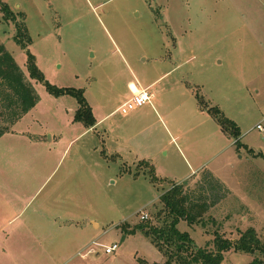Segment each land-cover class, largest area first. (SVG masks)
I'll list each match as a JSON object with an SVG mask.
<instances>
[{
  "label": "rangeland",
  "instance_id": "rangeland-1",
  "mask_svg": "<svg viewBox=\"0 0 264 264\" xmlns=\"http://www.w3.org/2000/svg\"><path fill=\"white\" fill-rule=\"evenodd\" d=\"M2 2L17 24L26 25L32 39L28 49L46 79L58 87L83 89L98 117L123 103L128 81L147 87L169 72L150 92H159L158 98L177 95L182 79L208 108H218L237 123L243 143L264 153V0H0V43L40 96L0 138V264L51 263L42 245L54 255L58 247L75 244L66 245L72 236L58 228L63 223L59 214L93 218L101 223V242L120 243L125 224L131 229L141 221L160 224V196L179 183L152 181V166L130 162L136 151L123 136L119 142L127 163L105 151L106 139L126 131L134 110L111 114L96 131L73 121L77 99L57 98L30 76L27 49L17 42L16 23L5 19ZM218 138L208 136L201 145L194 141L191 154L208 156L220 147L215 144H226V136ZM176 146L184 152L181 141L167 143L169 154L159 149L154 163L183 161ZM240 151L234 146L187 182L181 180L194 189L204 170L216 169L213 174L231 190L205 215V225L179 223L197 246L213 244L216 231L235 241L249 227L264 242V157ZM135 173H140L137 179L131 176ZM143 213L149 219L142 220ZM47 216L55 225L45 227ZM45 228L50 236L43 235ZM93 247L105 255L104 248ZM116 254L119 259L109 264L165 260L141 230L129 233ZM253 258L232 249L222 264H250Z\"/></svg>",
  "mask_w": 264,
  "mask_h": 264
},
{
  "label": "trees",
  "instance_id": "trees-1",
  "mask_svg": "<svg viewBox=\"0 0 264 264\" xmlns=\"http://www.w3.org/2000/svg\"><path fill=\"white\" fill-rule=\"evenodd\" d=\"M6 20L17 21V16L11 11L9 5L1 3ZM16 40L28 54V68L30 76L41 81L47 91L55 96H72L79 103V108L74 117L75 121L83 122L91 127L97 123L92 108L87 102L84 90L72 87H58L50 83L45 74L38 68L36 57L28 49L32 39L28 36L25 24H17ZM26 37V40L22 39ZM199 104L206 109L219 123L223 132L230 137H235L237 149L245 147L239 140L240 128L237 123L227 118L218 108L205 104L203 98L197 94ZM40 96L31 81L27 78L14 56L0 43V138L17 123L26 113L34 108ZM208 108V109H207ZM256 157H264L262 152H255L248 148ZM151 179L159 182V178L152 166ZM231 193V190L216 177L211 171L204 170L197 181V186L191 189L187 183L174 184L172 188L161 195L160 201L163 208L159 212L160 224L152 221L140 222L133 229L125 224L126 233H135L141 230L146 237L161 251L165 260L163 262H149L138 258V264H222L225 252L232 249L246 252L254 256L250 264H264V242L261 240L254 227L242 231L240 237L232 241L224 234L216 231L213 244L197 246L188 232L179 230L181 221L188 224L201 223L205 225V215L220 200Z\"/></svg>",
  "mask_w": 264,
  "mask_h": 264
},
{
  "label": "crops",
  "instance_id": "crops-1",
  "mask_svg": "<svg viewBox=\"0 0 264 264\" xmlns=\"http://www.w3.org/2000/svg\"><path fill=\"white\" fill-rule=\"evenodd\" d=\"M168 73L162 74L159 78L155 79L150 85H148L147 88H151L155 86V84L157 85V82ZM178 82L179 83L177 84L181 85L182 87L179 88L180 90L177 95L168 93L165 94L162 98H158L159 92L154 90L152 92L153 97L151 103H148V105L145 104L147 105L145 107L143 105L136 108L133 111L134 118L132 117L130 118V120H128L129 124L126 128V131L124 133H119L118 135H116L115 139H106L104 148L105 151H110L109 154L117 155L118 158L122 159L123 163H127V161L124 160L127 158L126 150L124 148L125 145L122 144V141L119 142L120 138L122 139L123 137H125L127 138V143L131 145L136 151L134 160L130 162H133L134 164L143 161L145 162V164L147 163V165L153 166L156 175L162 179L159 182L176 180L179 182L177 184H180L184 183L183 181L181 182V180H186L185 182H187L192 178V176L194 175L193 173L205 169L208 166L209 160L219 156L222 152L229 151L234 146H236L235 142L237 141V139L232 140V137L223 132L217 120L207 110H204L201 107L197 98V94H195L194 91L186 84L182 85V79ZM140 87L143 86H141L139 83L136 84L132 80L128 81L127 92L125 95L126 99L123 101V103L129 100ZM156 94L158 101L157 104L154 105L153 99L155 98ZM62 97L63 96L58 98ZM87 102L89 103L88 100ZM120 106L109 115L101 117L97 116V113L91 106L97 123L91 127H88V129L93 131L98 130V127L104 123L106 118H108L115 112H119ZM158 110H161L162 115L159 116ZM176 113H178L177 116ZM150 114L153 115L151 119L148 117V115ZM184 117H188V119H185ZM73 121L75 123H78V121ZM153 122H157L160 128H155ZM197 130L198 133L193 139L188 137L189 134ZM217 135L219 138L223 137V135L226 136L225 145L221 146L219 145V143L215 144V147H220L216 151L212 150V153L206 156L207 158L202 155V151L191 154V151L193 150L192 143L194 141H196L198 145L206 144L208 142V136L212 139ZM241 140L240 142L245 145V148H243V146L240 149H237V153L241 152V149H246L249 152V145L247 143H243ZM177 141H181L184 152L186 149L190 153V155L197 161H192L191 159H189L187 153H184L180 147L176 146V151L179 155H181L183 161H180L178 163L176 161H162V165L160 163H154L155 153L159 149L165 151V154L168 155L169 150L165 148V145L167 143L172 144ZM71 143L72 141H70V144ZM213 144L214 142L211 141L210 148H212ZM205 146L203 147L202 145L203 149L205 148ZM251 149H253V147ZM241 157L243 158L244 156L242 155ZM210 171L212 173H216L217 170L214 169ZM139 174L140 173H135L131 174V176L137 179L139 177ZM165 190L168 191L169 188ZM59 216L60 221H62L63 223L60 224L58 228L60 230L65 229L69 232H66V237L69 235L72 236V239L66 245L72 244L74 242L76 243L70 246L58 247L57 249H55L54 255H51V253L47 250V247L42 245L43 249L49 254V257L52 260L51 263L44 262L43 264H109V262H111L109 261V259H111L112 261H117L119 259L118 254H116L117 250L113 253L115 255L111 257V255L113 254H107L105 250H103L105 253V255H103V252L101 253L99 250L93 247L97 246L105 249V246H110L113 243H117L116 241H113L112 244L101 242L103 232L100 231L101 223L99 221L90 217H84L83 219L78 220L71 217H63L60 214ZM51 220L52 219L47 216V220H45V227L46 223H48V225L50 226L55 225L53 224V222H50ZM73 232H75V236L72 235ZM51 234V230L49 228H45L43 235L50 236ZM128 238L129 234H124L121 237L120 245L126 242Z\"/></svg>",
  "mask_w": 264,
  "mask_h": 264
},
{
  "label": "built area",
  "instance_id": "built-area-1",
  "mask_svg": "<svg viewBox=\"0 0 264 264\" xmlns=\"http://www.w3.org/2000/svg\"><path fill=\"white\" fill-rule=\"evenodd\" d=\"M152 97L153 95L152 92H150V88L140 87L138 91H136L129 100H127L120 106L119 111L122 113H128L130 111H133L140 106L151 103ZM257 127H261V124H258ZM141 219H149V214L143 213L141 215ZM120 246V243H113L110 246H105V252L107 254H113L116 250L120 248Z\"/></svg>",
  "mask_w": 264,
  "mask_h": 264
}]
</instances>
